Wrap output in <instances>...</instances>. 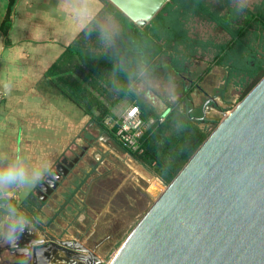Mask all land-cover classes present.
Here are the masks:
<instances>
[{
    "label": "crops",
    "instance_id": "1",
    "mask_svg": "<svg viewBox=\"0 0 264 264\" xmlns=\"http://www.w3.org/2000/svg\"><path fill=\"white\" fill-rule=\"evenodd\" d=\"M102 6L103 0H0V170L25 174L22 183L0 186V264H63L67 243L90 231L95 213L113 210L98 211L88 196L96 180L118 167L124 172L114 160L145 175L108 131L48 83V71ZM190 104L195 110L197 99Z\"/></svg>",
    "mask_w": 264,
    "mask_h": 264
},
{
    "label": "trees",
    "instance_id": "2",
    "mask_svg": "<svg viewBox=\"0 0 264 264\" xmlns=\"http://www.w3.org/2000/svg\"><path fill=\"white\" fill-rule=\"evenodd\" d=\"M237 1L170 0L141 27L112 2L103 0L102 9L48 71L51 76L48 83L91 115L163 182L170 183L210 133L207 126L200 124L205 119L191 116L183 107L190 103L198 83L215 65H222L230 68L231 75H241V82L246 80L248 93L264 75V53L259 52V48L264 49V0L257 1L253 7ZM243 12L249 18L241 23L237 16ZM106 15L118 21V30L110 32L97 24ZM192 21L211 26L216 34L208 39L199 32L192 34ZM109 33L111 38H107ZM213 52L215 56L198 79L183 88L179 98L167 101L161 110L145 100L142 92L133 89L145 77L163 75L168 79L170 72L186 69L183 60H203ZM168 55L170 61H160ZM248 79H251L249 84ZM126 96L139 105L142 118L148 123L136 151L124 146L116 129L105 123L108 116H114L113 106Z\"/></svg>",
    "mask_w": 264,
    "mask_h": 264
},
{
    "label": "water",
    "instance_id": "3",
    "mask_svg": "<svg viewBox=\"0 0 264 264\" xmlns=\"http://www.w3.org/2000/svg\"><path fill=\"white\" fill-rule=\"evenodd\" d=\"M109 1L144 27L170 0ZM108 264H264V75L209 133Z\"/></svg>",
    "mask_w": 264,
    "mask_h": 264
},
{
    "label": "rangeland",
    "instance_id": "4",
    "mask_svg": "<svg viewBox=\"0 0 264 264\" xmlns=\"http://www.w3.org/2000/svg\"><path fill=\"white\" fill-rule=\"evenodd\" d=\"M257 1L259 0H239L237 2L245 7H253ZM237 18H240V22L244 23L249 18V14L243 12ZM97 24L110 32L119 29L118 21L109 15L99 18ZM190 25L192 34L199 32L204 39L211 38L212 34H216L211 26L201 24L200 21H192ZM107 38H111L110 33ZM218 40L221 41L220 37ZM259 50L260 54L264 53V49L259 48ZM214 56L215 52L208 54L203 60L185 59L182 61L183 65H186L185 70L178 73L170 72L168 79H165L163 75L155 78L145 77L138 81L133 89L135 92H142L145 100H149L161 110L166 107L167 101L179 98L183 88L190 86L191 82L198 79ZM170 60L171 56L169 55L162 56L160 59L163 62ZM229 70L228 67L215 65L198 83L199 87L191 93V98L197 99L198 107L193 110L190 103L183 104L185 112L191 116L200 119L205 117V120H202L200 124L207 126L209 132L247 94L246 90L249 85H244L246 80L241 82L242 76L235 75L236 73L231 75ZM249 83H251V79L247 80V84ZM126 98L122 99L126 100L122 101L124 104L133 102L131 97L126 96ZM208 105H210V111L204 112V107ZM114 163L121 164L126 170L121 172L118 167L115 168L116 171H113L112 175L107 174L104 180H96V185L88 196L92 207L101 211L111 206L112 212H108L106 209V214L103 217L99 213L94 214L97 219H92L90 231L87 233L84 231L82 236L75 235L80 241L72 239L73 243H67L68 252L64 253L63 264H94L93 255L95 264H108L125 238L169 184L163 182L152 170L155 178L148 177V179L146 174L141 175L132 162L127 164L126 161L115 159ZM136 176H140L138 177L140 181Z\"/></svg>",
    "mask_w": 264,
    "mask_h": 264
},
{
    "label": "built area",
    "instance_id": "5",
    "mask_svg": "<svg viewBox=\"0 0 264 264\" xmlns=\"http://www.w3.org/2000/svg\"><path fill=\"white\" fill-rule=\"evenodd\" d=\"M4 96V92L0 88V102ZM105 123L116 129V135L124 146L134 151L140 149L139 138L146 130L148 123L142 118L139 105L134 102L125 104L119 113L108 116Z\"/></svg>",
    "mask_w": 264,
    "mask_h": 264
},
{
    "label": "clouds",
    "instance_id": "6",
    "mask_svg": "<svg viewBox=\"0 0 264 264\" xmlns=\"http://www.w3.org/2000/svg\"><path fill=\"white\" fill-rule=\"evenodd\" d=\"M25 180V174L22 170H18L13 167H8L0 170V186L8 185L20 181L21 183Z\"/></svg>",
    "mask_w": 264,
    "mask_h": 264
}]
</instances>
